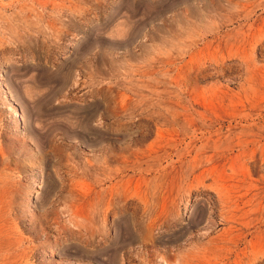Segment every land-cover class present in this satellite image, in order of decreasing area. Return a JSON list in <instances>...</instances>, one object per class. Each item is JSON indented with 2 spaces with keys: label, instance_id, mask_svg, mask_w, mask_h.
Listing matches in <instances>:
<instances>
[{
  "label": "rangeland",
  "instance_id": "1",
  "mask_svg": "<svg viewBox=\"0 0 264 264\" xmlns=\"http://www.w3.org/2000/svg\"><path fill=\"white\" fill-rule=\"evenodd\" d=\"M0 264H264V0H0Z\"/></svg>",
  "mask_w": 264,
  "mask_h": 264
},
{
  "label": "bare ground",
  "instance_id": "2",
  "mask_svg": "<svg viewBox=\"0 0 264 264\" xmlns=\"http://www.w3.org/2000/svg\"><path fill=\"white\" fill-rule=\"evenodd\" d=\"M9 94H10V93H9ZM10 98L12 99V95H10ZM12 101H13V100H12ZM12 101H11V102H12ZM16 104H17V103H16ZM9 109H11V107H10ZM11 110H12V109H11ZM21 120H24V119H23V116H22ZM140 120H141V119H140ZM104 173H105V172H104ZM38 186H39V185H38ZM99 202H100V200H99ZM106 202H107V201H106ZM97 208H98V205H97ZM110 210H111V209H110ZM113 211H114V210H113ZM9 212H10V211H9ZM159 212H160V211H159ZM110 214H112V213H110ZM157 215H158V214H157ZM160 215H161V214H160ZM77 217H78V216H77ZM77 217H76V218H77ZM93 219H94V218H93ZM147 219H148V218H147ZM152 220H153V219H152ZM147 221H148V220H147ZM155 221H157V220H155ZM155 223H156V222H155ZM157 223H158V222H157ZM148 225H149V224H148ZM82 226H83V225H82ZM100 226H101V225H100ZM138 229H139V228H138ZM154 230H155V229H154ZM203 236H204V235H203ZM59 238H60V237H59ZM187 241H188V239H187ZM188 242H189V241H188ZM120 249H121V248H120ZM120 249H119V250H120ZM199 249H200V248H199ZM117 250H118V249H117ZM140 253H141V252H140ZM200 254H201V253H200ZM80 256H81V255H80ZM80 258H81V257H80ZM206 258H207V257H206Z\"/></svg>",
  "mask_w": 264,
  "mask_h": 264
}]
</instances>
